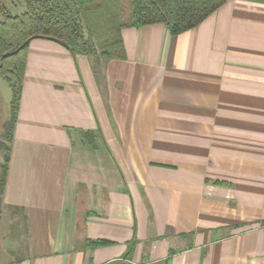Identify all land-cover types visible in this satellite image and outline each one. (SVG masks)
<instances>
[{"label":"crops","instance_id":"1","mask_svg":"<svg viewBox=\"0 0 264 264\" xmlns=\"http://www.w3.org/2000/svg\"><path fill=\"white\" fill-rule=\"evenodd\" d=\"M120 32L108 60L29 42L0 264H264V0Z\"/></svg>","mask_w":264,"mask_h":264},{"label":"trees","instance_id":"2","mask_svg":"<svg viewBox=\"0 0 264 264\" xmlns=\"http://www.w3.org/2000/svg\"><path fill=\"white\" fill-rule=\"evenodd\" d=\"M19 1L23 10L13 14L0 0V77L11 90L10 116L0 139V209L27 47L32 39L54 40L71 54H84L92 60L123 58L122 27L161 23L171 34H178L196 27L227 0Z\"/></svg>","mask_w":264,"mask_h":264},{"label":"rangeland","instance_id":"3","mask_svg":"<svg viewBox=\"0 0 264 264\" xmlns=\"http://www.w3.org/2000/svg\"><path fill=\"white\" fill-rule=\"evenodd\" d=\"M11 2L16 3L17 6H21V2L19 0H11ZM10 98H11V90L9 88V85L7 81L0 77V139H2V127L6 120L9 119L10 116ZM6 144H8L7 141H4ZM1 151H0V161H1Z\"/></svg>","mask_w":264,"mask_h":264}]
</instances>
